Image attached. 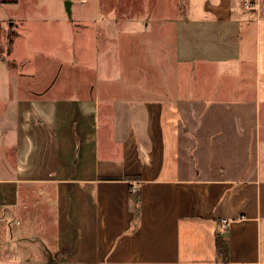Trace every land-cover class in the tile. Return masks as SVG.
Wrapping results in <instances>:
<instances>
[{"label":"crops","instance_id":"0c3cea01","mask_svg":"<svg viewBox=\"0 0 264 264\" xmlns=\"http://www.w3.org/2000/svg\"><path fill=\"white\" fill-rule=\"evenodd\" d=\"M244 2L187 0L173 32L145 27L164 35L131 90L97 46L69 82L0 55V264H264V10ZM28 194L55 207L56 249Z\"/></svg>","mask_w":264,"mask_h":264},{"label":"rangeland","instance_id":"374dc122","mask_svg":"<svg viewBox=\"0 0 264 264\" xmlns=\"http://www.w3.org/2000/svg\"><path fill=\"white\" fill-rule=\"evenodd\" d=\"M186 4L187 0H71V18H68L64 0H0V55L6 59L13 57V64L7 65L8 69L16 74L38 64L42 66L36 69V73L47 74L46 69H49L51 75L58 73L57 70L63 67L61 70L62 74H65L63 77L69 82L74 74L75 79L77 75L80 76V71L71 66L74 65V61L87 59L90 50L97 46L99 61H102L108 51L111 62L112 60L115 62L113 68L117 70V61L121 62L122 75L124 74L130 82L126 85L127 90H131L130 85L138 71L148 69L149 63L146 61L148 57L140 52L142 44L148 43L149 38L155 37L156 34L159 37L164 35L143 33L142 30L145 27L159 26L162 31L167 28L169 32H173L176 21L185 14ZM243 7L263 11L264 0H245ZM103 15L106 22H101ZM93 27L100 29L97 34L91 33ZM103 28L107 29L109 38L104 46L106 49L102 52L100 32ZM117 28L125 32L114 33ZM76 29L81 30L75 32ZM92 37L94 39L96 37L97 45L94 44ZM21 42L24 48L21 47ZM78 49H83L84 54L81 56L76 54ZM24 50L29 53L27 60L24 58ZM62 61L67 64H61ZM135 62L142 68L136 67ZM1 69V72H5L4 67ZM200 69L199 72H202L204 67ZM71 86L70 84L67 94L71 93ZM146 86H149V82ZM37 196L28 194L27 202L30 210L38 211L37 220L42 224V230L49 233L47 246L56 249L58 226L55 221V207L43 204V199ZM50 261L56 264L53 259Z\"/></svg>","mask_w":264,"mask_h":264},{"label":"trees","instance_id":"16d2710c","mask_svg":"<svg viewBox=\"0 0 264 264\" xmlns=\"http://www.w3.org/2000/svg\"><path fill=\"white\" fill-rule=\"evenodd\" d=\"M137 176V175H136ZM130 207L133 211L132 229H135L139 223L140 217V190L137 188L134 191H129ZM226 231L223 229L217 230L215 233V248L217 257L226 262L229 259L228 239Z\"/></svg>","mask_w":264,"mask_h":264},{"label":"water","instance_id":"95a60500","mask_svg":"<svg viewBox=\"0 0 264 264\" xmlns=\"http://www.w3.org/2000/svg\"><path fill=\"white\" fill-rule=\"evenodd\" d=\"M64 9L66 11L67 17L71 18V0H64Z\"/></svg>","mask_w":264,"mask_h":264}]
</instances>
